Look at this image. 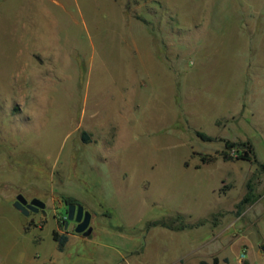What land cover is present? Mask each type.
<instances>
[{"label": "rangeland", "instance_id": "obj_1", "mask_svg": "<svg viewBox=\"0 0 264 264\" xmlns=\"http://www.w3.org/2000/svg\"><path fill=\"white\" fill-rule=\"evenodd\" d=\"M263 165L264 0H0V264H264Z\"/></svg>", "mask_w": 264, "mask_h": 264}, {"label": "water", "instance_id": "obj_2", "mask_svg": "<svg viewBox=\"0 0 264 264\" xmlns=\"http://www.w3.org/2000/svg\"><path fill=\"white\" fill-rule=\"evenodd\" d=\"M13 206L26 217H28L31 213H38L41 209L46 207L45 202L40 199H34L31 203H29L23 194H19L17 196V201L13 204ZM92 219V214L88 210H85V207L82 204L68 205V221L77 223V228H75L76 234H81L88 238L92 236Z\"/></svg>", "mask_w": 264, "mask_h": 264}, {"label": "trees", "instance_id": "obj_3", "mask_svg": "<svg viewBox=\"0 0 264 264\" xmlns=\"http://www.w3.org/2000/svg\"><path fill=\"white\" fill-rule=\"evenodd\" d=\"M200 136L203 138V140H208V137L205 136L204 134H200ZM218 158H219L218 156H205V157H202V161L204 165H209V164L215 163L218 160ZM225 159L228 160L227 158ZM248 161H251V159H248ZM261 168L264 170V165L261 166ZM64 199L68 205H72V204L81 205V203L74 198L64 197ZM162 226L165 228H171V227H167L165 224H163ZM52 237H53V240L58 244L59 251H63L65 247H67L69 238L66 235L59 236L56 232H54Z\"/></svg>", "mask_w": 264, "mask_h": 264}, {"label": "crops", "instance_id": "obj_4", "mask_svg": "<svg viewBox=\"0 0 264 264\" xmlns=\"http://www.w3.org/2000/svg\"><path fill=\"white\" fill-rule=\"evenodd\" d=\"M56 248H57V250H59V247H58V245H57V247H56ZM61 252H64V251H61Z\"/></svg>", "mask_w": 264, "mask_h": 264}]
</instances>
